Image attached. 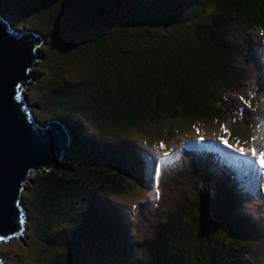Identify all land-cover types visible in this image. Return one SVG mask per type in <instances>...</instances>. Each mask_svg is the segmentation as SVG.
<instances>
[{
  "label": "trees",
  "instance_id": "16d2710c",
  "mask_svg": "<svg viewBox=\"0 0 264 264\" xmlns=\"http://www.w3.org/2000/svg\"><path fill=\"white\" fill-rule=\"evenodd\" d=\"M12 1L14 5L8 7V0H0V12L13 23L36 22L44 14L52 24L57 17L64 19L66 26L58 30H33L50 39L75 36L82 28L106 27L115 35L110 44L102 36L87 41L88 53L99 64L100 88H70L60 97L74 98L65 109L67 115H48L42 122L60 123L71 144L60 151L58 167L38 169L29 188L34 195L31 215L41 247L39 259L48 250L54 258L60 257L53 264H81L91 259L89 252L102 260L114 257L127 263L123 258L133 245L122 198L134 185L143 186L147 160L135 145L118 146L111 139L118 136L116 132L143 135L152 128L175 129L183 123H193L202 134L201 122L213 120L224 129V143H236L229 149L239 152L244 144L239 136L249 131L255 114L249 105L242 116H233L225 101L249 73L241 66L248 68L249 61L256 64L259 58L253 38L261 32L264 42V0ZM81 87L87 91L83 96ZM93 102L100 104L95 111L98 118L94 117L96 138H90L74 116L78 108ZM180 132L159 146L168 153L177 148L181 167L194 176L197 191L191 195L181 186L160 197L165 215L141 234L143 264H261L264 223L238 212L252 178L241 171L234 153L235 160L210 146H181ZM233 135L241 143L233 142ZM249 152L255 158L254 149ZM255 155L264 175L258 163L264 150ZM178 159L164 158L157 170L167 167L177 177L172 166ZM199 159L205 164L199 166ZM212 165L215 172L210 171ZM209 186L215 188L213 192ZM261 190L264 194V179ZM196 212L217 218L221 231L211 236L198 233L194 239L186 225L194 222ZM192 241L198 244L195 253Z\"/></svg>",
  "mask_w": 264,
  "mask_h": 264
},
{
  "label": "rangeland",
  "instance_id": "374dc122",
  "mask_svg": "<svg viewBox=\"0 0 264 264\" xmlns=\"http://www.w3.org/2000/svg\"><path fill=\"white\" fill-rule=\"evenodd\" d=\"M8 1V4H6L8 7L14 5L12 0ZM89 1L91 2V0ZM48 20L49 24L47 23ZM52 21H50L49 16L44 14L39 21L30 23L19 20L17 21L18 23L15 24L21 29L40 28L41 30H47V28L58 30V28L66 26L65 20L62 18L57 17L53 24ZM75 33V36L70 34L62 36V38L54 37V39L43 36L45 38V52L41 77L28 91V100L32 105L34 114L40 120H46L48 115L55 116V114L58 113L67 115L65 109L68 111L69 106H72L69 103L72 98H66V100L62 98L61 100L60 97L64 93L70 92V88L76 87L77 85L79 87L81 85H88L98 89L100 88V76L97 72L99 64L97 65L95 57L88 53L89 50H87L86 47L87 41L93 39L97 40L99 36H102L104 41L110 44L114 40L115 35L106 27L82 28ZM253 40L258 48L259 58L257 63L255 62L256 64H254L249 61L248 68L247 66H241L242 69L249 71V73L247 76L243 75L238 87L233 86V92L235 93L231 92L225 101L228 105V110L232 112L231 114L233 116H242L240 113L247 110L249 105L252 106L253 113L255 114L248 128L249 131L239 136L242 138L241 142L244 143L237 149L239 152L235 153L229 149L233 148V145H236V143H224V139L222 138L224 129L217 121L213 120L201 122V127L199 128L202 134H199V131L196 130L193 123H183L181 127L173 126L176 127L175 129L171 127L165 129V127H162L158 130H153L154 128H152L150 133H143V135H141V132L136 133L133 131H126L125 133L116 132L115 134L118 136H113V139H111L118 146H124L125 143L127 145H135L137 150L142 153L147 160L143 186L138 184L134 185L130 188L129 194L122 198L126 229L130 234L129 238L133 245H131L133 248L131 247L129 254L125 253L127 255L123 258V261H127V263L124 262L122 264H137L138 262L143 264L146 260L144 257L145 251L143 250V237L141 234L147 226L156 221L154 219H159L158 217L165 215L164 209L166 207H163L160 202V197L163 198V196L166 195L170 196L171 192L173 193L175 190H179L181 186L185 191H189L191 195L195 194L197 191L193 187L198 186V183L192 180L194 176L191 174L188 176L186 169L181 167L177 148L173 152L168 153L159 146V144L164 143L162 142L163 140L171 141L180 131L181 146L191 148L210 146L217 152L228 153L234 160L235 158L232 153L236 155L237 159L241 161V171L247 173L252 178V184L245 187L247 194L241 200L244 206L240 208L238 212L243 216H249L264 223V194L261 190L264 175L260 171L259 165L256 163V155H254L255 158H253L249 152L251 149H254V152L259 154L264 150V42L262 33L257 32ZM237 56L239 57L238 54ZM76 90L78 91L77 88ZM85 92L87 91L81 87L80 96L85 95ZM73 100L74 98L72 102ZM220 100L224 101L225 98H220ZM60 105H62V107H60ZM97 107L100 108L99 102L88 103V106H84V109L78 108L80 112L74 114L75 117H78L76 122L84 126L90 138L97 137V133L95 132L97 129V127H95L96 119H94V117H97L95 113ZM176 129L179 130L177 131ZM248 137H250V141L245 142V138ZM232 141L237 142V144L241 143L238 141V138H236V135H233ZM247 146H249V148H246ZM164 158H169L171 161H176L178 159V162L172 166L175 174L178 175L177 177H174L167 167H164V170H157L159 161L164 160ZM196 162H199V166L203 163L205 164V162L200 159ZM181 170L182 173L180 172ZM210 171L215 172L213 165ZM157 173L159 176L158 181ZM240 175L242 174L240 173ZM190 176L191 178L188 180ZM165 177H167V179ZM165 179L168 180L167 185L163 184ZM31 182L32 180L25 185V190L22 195L23 205L27 212V228L21 237L16 239L13 238L0 244V255L4 258L6 264H53L60 258L59 256L58 258H54V256L51 255V251L48 250H46L44 257H41V259L38 257V250H40L41 247L38 245L39 240L32 225L35 221H33L31 215L33 207L32 199H34V195L30 192L29 188ZM207 189L209 192H213L215 188L209 186ZM237 194L241 195L238 191ZM210 198L212 197L210 196ZM49 214L52 213L50 212ZM132 216L135 217L134 221ZM195 217L196 219L194 222L187 221L188 224H185L194 239L198 237V233H205L211 236L215 234V231H221L217 218H206L205 215H202L200 212H196ZM50 220L53 222V219ZM35 241L37 243L36 246L34 244ZM197 246L198 244L192 241L191 248L193 249V253H195ZM98 250L99 249H97V252ZM89 254L91 259H87L81 264H120L114 257H111L114 261L112 259L102 260L99 254H96L95 257L92 253H87V255ZM63 260H65L64 257H62V261ZM259 261H261V264H264V258Z\"/></svg>",
  "mask_w": 264,
  "mask_h": 264
},
{
  "label": "water",
  "instance_id": "95a60500",
  "mask_svg": "<svg viewBox=\"0 0 264 264\" xmlns=\"http://www.w3.org/2000/svg\"><path fill=\"white\" fill-rule=\"evenodd\" d=\"M33 30L19 28L0 12V244L27 228L25 185L41 166L58 167L60 151L71 144L65 128L56 121L42 123L46 120L37 118L28 100L45 52V38ZM0 264H6L1 255Z\"/></svg>",
  "mask_w": 264,
  "mask_h": 264
},
{
  "label": "snow or ice",
  "instance_id": "6c2138e0",
  "mask_svg": "<svg viewBox=\"0 0 264 264\" xmlns=\"http://www.w3.org/2000/svg\"><path fill=\"white\" fill-rule=\"evenodd\" d=\"M225 143H226V141H225ZM255 154H256V153L253 152V155H255ZM259 163H260V166H261V167H264V155H261V158H260ZM157 195H158V193H157Z\"/></svg>",
  "mask_w": 264,
  "mask_h": 264
},
{
  "label": "clouds",
  "instance_id": "9594fccd",
  "mask_svg": "<svg viewBox=\"0 0 264 264\" xmlns=\"http://www.w3.org/2000/svg\"><path fill=\"white\" fill-rule=\"evenodd\" d=\"M6 241H4L3 243H5Z\"/></svg>",
  "mask_w": 264,
  "mask_h": 264
},
{
  "label": "bare ground",
  "instance_id": "6f19581e",
  "mask_svg": "<svg viewBox=\"0 0 264 264\" xmlns=\"http://www.w3.org/2000/svg\"><path fill=\"white\" fill-rule=\"evenodd\" d=\"M8 241V240H7Z\"/></svg>",
  "mask_w": 264,
  "mask_h": 264
}]
</instances>
